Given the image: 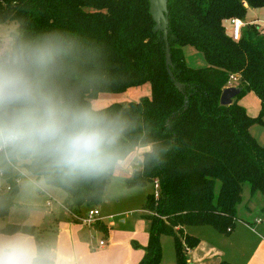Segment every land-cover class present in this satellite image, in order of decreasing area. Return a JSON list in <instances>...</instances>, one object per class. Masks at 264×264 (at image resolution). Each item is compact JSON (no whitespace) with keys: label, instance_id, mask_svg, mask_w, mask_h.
Returning a JSON list of instances; mask_svg holds the SVG:
<instances>
[{"label":"trees","instance_id":"16d2710c","mask_svg":"<svg viewBox=\"0 0 264 264\" xmlns=\"http://www.w3.org/2000/svg\"><path fill=\"white\" fill-rule=\"evenodd\" d=\"M7 3L34 33L62 31L74 36L88 102L147 85L150 96L100 109L140 113L171 125L179 147L163 167L128 182L129 187L159 185L157 196L147 200L145 217L151 231L139 264L162 263V235L174 238L176 264H190V252L201 241L186 234V228L208 226L228 235L238 219L244 186L250 185L252 196H264V146L250 133L254 124H264V30L248 24L240 40L234 41L226 28L234 19L245 22L249 9H264V0H168L175 81L166 67L165 40L162 32H155L149 0ZM185 47L201 52L209 66L190 68ZM231 76L240 79L241 93L232 105L222 106L221 95ZM249 93L260 100L256 118L239 103ZM13 180L0 185V219L15 205L19 189ZM6 187L10 190H3ZM52 187L67 194L66 207L73 213H81L84 207L93 209L105 193L102 185L93 183ZM97 227L107 235L106 226L98 223ZM21 230L39 239L34 227L17 224L4 226L0 233ZM220 264L232 263L222 260Z\"/></svg>","mask_w":264,"mask_h":264},{"label":"clouds","instance_id":"9594fccd","mask_svg":"<svg viewBox=\"0 0 264 264\" xmlns=\"http://www.w3.org/2000/svg\"><path fill=\"white\" fill-rule=\"evenodd\" d=\"M85 87L74 36L34 33L0 0V185L15 178L21 198L82 183L120 196L134 177L166 164L179 147L169 123L101 110ZM0 264L74 260L21 230L0 233Z\"/></svg>","mask_w":264,"mask_h":264},{"label":"rangeland","instance_id":"374dc122","mask_svg":"<svg viewBox=\"0 0 264 264\" xmlns=\"http://www.w3.org/2000/svg\"><path fill=\"white\" fill-rule=\"evenodd\" d=\"M257 22L258 26L264 30V9H249L247 13V17L245 19V27L250 24V22ZM227 32L230 33L232 31V25L230 23H226ZM184 56L187 65L193 69H204L209 65L206 62L203 54L199 51H196L192 47L184 48ZM150 89L149 86H143L140 88H134L129 90L125 94L120 95H110L104 94L99 97L98 100H94L92 102L98 108H104L108 104H112L113 102L129 104L131 102H137L141 97L146 96L145 94ZM255 95H249L246 98V104L248 109V115L252 118L258 117L261 105L255 101ZM250 133L253 138H255L258 143L264 146V124H254ZM132 190L126 195L120 196H111L106 195L104 193L102 201L95 206L93 209H97L100 213V216L96 221H103L104 224L110 229L109 232H117L121 234L119 231L123 230L125 233H133L136 232L139 238H146L151 231V223L145 217L147 215L146 205L149 196H154L156 194L155 185L146 184L141 187H130ZM59 194V195H58ZM66 193L61 189L55 187H49L47 190L38 192L35 197H26L21 198L18 194L15 196L13 202L17 205L15 210H12L10 214L0 219V228L13 224L14 222H32L30 220H26L27 216L31 211L36 210L35 213L43 214L47 213L48 215H52L54 213L57 219L68 220L71 217L63 210H61L58 204L66 205ZM47 196H50L53 199V206L47 207ZM49 198V197H48ZM264 196L260 193H256L254 196L251 195L250 185L246 184L244 186L243 193V201L238 206V219L236 221L235 227L230 234L221 235L217 233L213 228L208 226H196V227H188L185 229V233L190 236H194L195 238L200 239L202 244H206L208 247L212 246V248H219L222 251L226 252L228 258L232 260H236L239 264L242 263L243 256L240 254V250L243 249L245 251V255L249 249H252L256 242H248L243 246L234 245L236 240L243 238L249 235V231L252 234L261 235L262 230L264 229V225H261V222L264 223ZM69 210V209H68ZM91 208L84 207L81 210L82 221L86 219ZM71 212V211H70ZM74 218L81 217L80 213L71 212ZM33 218V217H32ZM34 219L38 222L39 226V239L47 242H53L54 239V231L57 230L53 223L48 220V216L37 217L35 215ZM23 220V221H21ZM24 221V222H25ZM143 222L145 226V230L147 236L143 234L142 224L138 226V222ZM16 224V223H15ZM84 224V223H83ZM244 224L247 225L244 226ZM86 225V224H84ZM89 228L92 225H86ZM248 228V230H247ZM107 230V228H106ZM93 231V230H92ZM94 236L90 239V235H87L86 238L83 239L84 242L90 244V247L93 248L97 246L99 240L108 241L109 234H104V232H92ZM263 235V234H262ZM264 236V235H263ZM161 247H162V263L161 264H176V251H175V242L174 238L167 235H162L160 237ZM206 251V250H205ZM223 260L233 263L227 258H223ZM234 264V263H233Z\"/></svg>","mask_w":264,"mask_h":264},{"label":"crops","instance_id":"0c3cea01","mask_svg":"<svg viewBox=\"0 0 264 264\" xmlns=\"http://www.w3.org/2000/svg\"><path fill=\"white\" fill-rule=\"evenodd\" d=\"M250 24L258 25L256 21L250 22ZM230 33H232V31ZM145 95L146 97L150 96L151 89H149ZM249 95L253 96L255 94L249 93L239 101L240 105L247 110V113H248V109H247L248 106L246 104V98ZM254 98H255L254 100L260 104V100L256 95ZM48 197L50 196H47V200ZM66 198L68 199L67 195ZM14 204L15 205L10 209L8 215L10 214V212H12V210L16 209L18 204H16L15 202ZM59 208L65 211L60 206ZM35 212L36 210L31 211L26 219L32 222H26L25 220L24 222L23 220H21L23 222H14L13 224L16 223L17 225H21V226L34 227L38 232H40L38 222L34 220L36 219L35 215H37V217L48 216V220L51 223H53V225L57 229L54 231L55 236L53 242L51 243L54 246L58 247L66 256L72 258L74 260V264H139L144 256L145 247L148 245L149 235L147 236L145 226L143 222L140 221L138 222V226L142 224V228H143L142 232L144 235L147 236L146 238L144 237L139 238L140 234L138 236L136 232L125 233L123 230L119 231L121 234L115 231L109 232L110 229L107 227V225L104 224V220L96 221V223L89 228L88 226L83 224L81 213H80L81 217H78L80 220L79 221L78 218L77 219L74 218L73 215H71L67 211L65 212L71 217V219L68 220L57 219V217L54 214L55 212L51 213L52 215H48L47 213L38 214ZM9 223L10 222H8V224ZM98 223L106 226L108 230L107 234H109V238L108 241L106 242L105 247L103 248L100 247V241L103 240H99L98 245L91 248L90 244L84 242L83 239L86 238L87 235H90V239H91L94 236L92 232L102 231L98 229L97 227ZM261 225L262 226L264 225L263 221L261 222ZM244 226L247 227L246 224H244ZM263 231L264 229L262 230V232ZM248 232L249 235H247L246 238L245 237L240 238L236 240V242L234 243V245H240L243 248V246H245V244H247L248 242H252V241L256 242L252 247V249H249L247 251L246 255L243 249L240 250L239 253L242 254L244 260L242 261L241 264H264V236H263L264 233L258 235V234H252L251 231L249 230ZM104 234L106 233L104 232ZM189 257H190L189 260L190 264H220L223 258H227L228 260L232 261L234 264H239V262H236V260H232L231 258H228L229 256H227L226 252L222 251L221 249L212 248V246L208 247L206 244H202V243H200V245L196 249L190 252Z\"/></svg>","mask_w":264,"mask_h":264},{"label":"water","instance_id":"95a60500","mask_svg":"<svg viewBox=\"0 0 264 264\" xmlns=\"http://www.w3.org/2000/svg\"><path fill=\"white\" fill-rule=\"evenodd\" d=\"M150 14L155 23V32H162L166 45V67L168 73L173 81H175L174 74L172 72L173 62L171 58V49L168 42V29H169V9L168 0H149ZM176 86L181 89L182 85L176 82ZM241 93V89L238 87L225 88L221 95V105L230 106L234 100Z\"/></svg>","mask_w":264,"mask_h":264},{"label":"built area","instance_id":"2783aa9c","mask_svg":"<svg viewBox=\"0 0 264 264\" xmlns=\"http://www.w3.org/2000/svg\"><path fill=\"white\" fill-rule=\"evenodd\" d=\"M231 25H232V37L234 41H239L241 38V30L244 27V23L243 21L239 20V19H234L231 21ZM239 78L237 76H231L227 85V88L230 87H237L238 83H239ZM14 184L17 186L16 184V180L14 178L13 180ZM155 188H156V196H157V190L159 188L158 183H155ZM3 190L5 191H9L10 187H6ZM2 190V191H3ZM53 206V199L51 197L48 198V203H47V207H52ZM58 206H60L61 208H63L65 211H67L68 213H70L72 215V213L70 212V210H68V208L66 207V205L63 204H58ZM75 216V215H73ZM100 216V213L97 209H92L89 211L86 219H84L82 222L86 225H94L96 223L97 218ZM78 218V217H77ZM79 220V218H78ZM80 221V220H79ZM106 246V242L100 241V247H105Z\"/></svg>","mask_w":264,"mask_h":264}]
</instances>
